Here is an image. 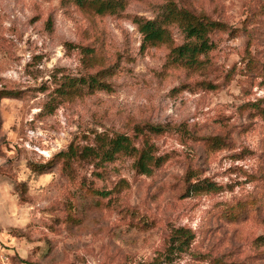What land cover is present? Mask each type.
<instances>
[{"label":"rangeland","instance_id":"1","mask_svg":"<svg viewBox=\"0 0 264 264\" xmlns=\"http://www.w3.org/2000/svg\"><path fill=\"white\" fill-rule=\"evenodd\" d=\"M174 1L224 23L193 66L172 51L192 41L178 24L143 43L137 21L166 0L105 14L0 0V89L22 93L0 103V264H264V0ZM97 75L106 88L61 93ZM118 134L165 161L151 174L128 154L31 168ZM190 170L214 188L190 190Z\"/></svg>","mask_w":264,"mask_h":264},{"label":"trees","instance_id":"2","mask_svg":"<svg viewBox=\"0 0 264 264\" xmlns=\"http://www.w3.org/2000/svg\"><path fill=\"white\" fill-rule=\"evenodd\" d=\"M80 9L92 11L98 14L117 13L125 7L126 0H72ZM164 12L155 19L138 20L139 30L144 36L143 43L155 45L171 41V33L169 26L178 24L182 31L186 34L187 39L192 40L173 48V53H177L178 57L185 58L187 65L193 66L199 63V55L209 50L213 45L210 40L211 33L215 30L223 29L224 23L210 19L206 15H199L189 9L179 7L176 1L166 0ZM105 71H102L104 73ZM99 76L90 77V79L81 78L71 79L65 84L67 88H63L61 93L71 94L76 92L80 85H88L91 89L106 88L109 84L98 78ZM21 91L15 89H0V103L4 98H19ZM152 130L159 133L163 130L162 126H153ZM219 136L208 138L213 143L218 144ZM100 147L86 146L81 152L74 148L73 144L69 146L67 151L57 153L53 159L45 164L31 163V168L39 173L50 171L53 166L61 163L65 170L70 171V164L73 160L98 158L100 162L113 161L120 154L137 155L135 166L141 173L151 174L153 167H159L164 161L162 155L155 154V145L148 140H144L138 147L133 143V139L126 134H118L115 137L105 140L100 138ZM195 173L190 170L186 174V182L190 184V190H201L214 188L212 182L201 184V180L192 181ZM193 184V185H192ZM206 186V187H205ZM97 194L108 196L110 191H97ZM178 238H184L185 235L178 233ZM174 236V238H175ZM187 240V239H186ZM183 241V242H186ZM180 248L183 249L182 243Z\"/></svg>","mask_w":264,"mask_h":264},{"label":"clouds","instance_id":"3","mask_svg":"<svg viewBox=\"0 0 264 264\" xmlns=\"http://www.w3.org/2000/svg\"><path fill=\"white\" fill-rule=\"evenodd\" d=\"M125 27H128V28L132 29L134 26L131 25V24H127V25H125ZM235 43L239 44L240 41L237 40V41H235ZM7 75L10 76V77H12L13 79H16V78H17L16 75H15V73H8ZM105 79H107V77H105ZM124 99H125V98H124L123 96L120 97V100L123 101ZM62 147H64L65 149L67 148V141H65V142L63 143ZM58 150H59L58 148H55V147H54V148L51 149V151H49V152H45V153H44V156L46 157V159H45L44 162H47L48 159H51L52 154H53L54 152L58 151ZM251 187H252V186L249 185V189H250ZM237 191H239V190H237ZM198 224H199V221H196V222L192 225V227H193V228H196V227L198 226ZM117 243H119V241H117Z\"/></svg>","mask_w":264,"mask_h":264}]
</instances>
